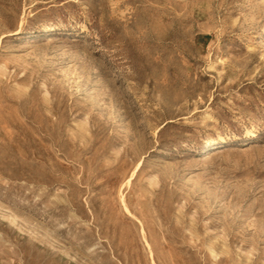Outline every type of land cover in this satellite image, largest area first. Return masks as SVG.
<instances>
[{
  "label": "rangeland",
  "instance_id": "rangeland-1",
  "mask_svg": "<svg viewBox=\"0 0 264 264\" xmlns=\"http://www.w3.org/2000/svg\"><path fill=\"white\" fill-rule=\"evenodd\" d=\"M0 264H264V0H0Z\"/></svg>",
  "mask_w": 264,
  "mask_h": 264
},
{
  "label": "bare ground",
  "instance_id": "bare-ground-1",
  "mask_svg": "<svg viewBox=\"0 0 264 264\" xmlns=\"http://www.w3.org/2000/svg\"><path fill=\"white\" fill-rule=\"evenodd\" d=\"M224 142H225L224 139H220V140L218 139V140H217V143H224Z\"/></svg>",
  "mask_w": 264,
  "mask_h": 264
}]
</instances>
